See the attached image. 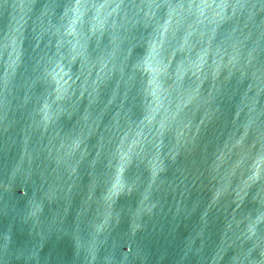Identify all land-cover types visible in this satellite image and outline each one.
Listing matches in <instances>:
<instances>
[{
    "label": "water",
    "instance_id": "1",
    "mask_svg": "<svg viewBox=\"0 0 264 264\" xmlns=\"http://www.w3.org/2000/svg\"><path fill=\"white\" fill-rule=\"evenodd\" d=\"M0 264H264V0H0Z\"/></svg>",
    "mask_w": 264,
    "mask_h": 264
}]
</instances>
